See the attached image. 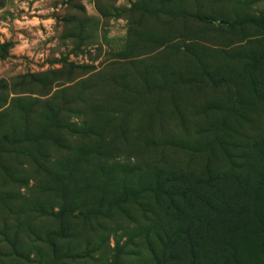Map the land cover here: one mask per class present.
Returning a JSON list of instances; mask_svg holds the SVG:
<instances>
[{"label": "rangeland", "instance_id": "374dc122", "mask_svg": "<svg viewBox=\"0 0 264 264\" xmlns=\"http://www.w3.org/2000/svg\"><path fill=\"white\" fill-rule=\"evenodd\" d=\"M0 264H264V0H0Z\"/></svg>", "mask_w": 264, "mask_h": 264}]
</instances>
